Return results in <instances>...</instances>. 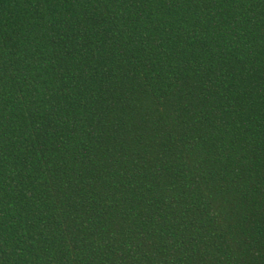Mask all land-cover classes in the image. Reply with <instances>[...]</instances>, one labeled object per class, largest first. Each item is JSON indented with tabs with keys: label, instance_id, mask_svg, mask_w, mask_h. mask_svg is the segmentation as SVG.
Wrapping results in <instances>:
<instances>
[{
	"label": "trees",
	"instance_id": "16d2710c",
	"mask_svg": "<svg viewBox=\"0 0 264 264\" xmlns=\"http://www.w3.org/2000/svg\"><path fill=\"white\" fill-rule=\"evenodd\" d=\"M0 264H264V0H0Z\"/></svg>",
	"mask_w": 264,
	"mask_h": 264
}]
</instances>
